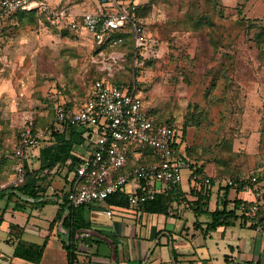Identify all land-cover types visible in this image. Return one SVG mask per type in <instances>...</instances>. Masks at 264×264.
Here are the masks:
<instances>
[{
	"label": "rangeland",
	"instance_id": "rangeland-1",
	"mask_svg": "<svg viewBox=\"0 0 264 264\" xmlns=\"http://www.w3.org/2000/svg\"><path fill=\"white\" fill-rule=\"evenodd\" d=\"M152 10L143 17L142 46L129 38L110 49L95 48L89 34L57 31L40 10L13 13L0 44L1 184L13 178L23 126L49 124L60 96L80 104L104 71L118 83H135V95L160 123L187 124L181 149L212 177L258 176L264 220V0H157ZM61 173L44 180L49 197L64 192ZM86 206L94 223L109 220L103 202ZM41 210L51 216L56 206Z\"/></svg>",
	"mask_w": 264,
	"mask_h": 264
},
{
	"label": "built area",
	"instance_id": "built-area-1",
	"mask_svg": "<svg viewBox=\"0 0 264 264\" xmlns=\"http://www.w3.org/2000/svg\"><path fill=\"white\" fill-rule=\"evenodd\" d=\"M107 7L104 13L87 12L81 21L70 22V29H86L98 44L118 30L131 29L135 47L145 42V27L137 16L139 4L133 1L100 0ZM40 10L52 24L65 17L63 11L50 6L46 0H0V16L3 12ZM118 38L113 44L121 42ZM56 120L68 128H83L86 141L80 143L74 154L80 157L78 165L72 159L66 161L71 169L68 200L73 206L96 201L105 204L104 212L112 216L108 199L124 192L131 206H138L157 194L172 190L179 192L184 171L189 170L193 183L233 185L231 177H212L206 173L192 172L191 161L182 151L180 133L164 123L156 121L135 95V83L122 84L109 79L95 80L85 102L75 108L61 102L56 105ZM50 134L48 128L35 131L25 125L21 129L14 149L17 163L14 165L10 185H18L25 179L24 157L28 150L37 149L43 138ZM152 149V153L144 150ZM130 185V190L126 186ZM242 191L253 196L248 212L250 223L264 231L258 210L263 196L262 185L256 176L245 180Z\"/></svg>",
	"mask_w": 264,
	"mask_h": 264
},
{
	"label": "crops",
	"instance_id": "crops-1",
	"mask_svg": "<svg viewBox=\"0 0 264 264\" xmlns=\"http://www.w3.org/2000/svg\"><path fill=\"white\" fill-rule=\"evenodd\" d=\"M48 4L65 13V17L58 24L56 30L70 29V22L81 21L82 15L87 12L104 13L107 7L100 0H46ZM133 1L138 4L149 0H119ZM152 10V9H151ZM154 10L150 11L153 15ZM14 12H3L0 16V44L4 30L10 24ZM46 21L47 18H44ZM49 21V20H47ZM41 23V21H40ZM43 23V22H42ZM49 23L52 24L50 21ZM42 29L46 28L43 27ZM48 28V27H47ZM44 31H46L44 29ZM77 34L91 35L82 26ZM92 36V35H91ZM68 103L64 96H60L58 103ZM146 106V105H145ZM18 143V138L16 145ZM15 145V146H16ZM39 148L28 150L24 160L38 168ZM14 157V154H13ZM206 174H210L205 168ZM62 178L57 180L60 189L69 190L71 178L66 176V170L61 173ZM14 175V172H13ZM53 178V174L49 176ZM187 189L181 184L179 191L189 192L192 187L190 173L186 179ZM54 182V181H53ZM218 185L212 190L209 208L213 210L218 197ZM1 184L0 189L5 188ZM52 188V187H51ZM171 191V190H168ZM50 193L47 189L46 194ZM61 193V192H60ZM234 188L230 189L229 198L235 197L253 200L252 194L246 192L240 195ZM0 206V264H68L67 251L62 241L68 242V232L61 229V222L54 221L55 215L42 217L40 212L44 206H27L24 210L14 209L15 199ZM192 199V196H188ZM262 204V201L260 205ZM108 221L94 223L84 233L89 236L90 244H80L77 257L73 264H264V231L257 230L249 222L236 220L234 225L219 226L208 230L207 223L210 216L196 215L194 207L186 203L174 202L169 208V214L145 212L135 206L118 207L113 209V215H107ZM44 218L40 220V218ZM18 225L11 228V225ZM12 230V232H11ZM20 236V237H19ZM47 238V245L39 263L26 261L13 256L19 239L36 244H42Z\"/></svg>",
	"mask_w": 264,
	"mask_h": 264
},
{
	"label": "trees",
	"instance_id": "trees-1",
	"mask_svg": "<svg viewBox=\"0 0 264 264\" xmlns=\"http://www.w3.org/2000/svg\"><path fill=\"white\" fill-rule=\"evenodd\" d=\"M156 1L157 0H149L147 3L139 4L137 16L140 18L142 23L143 17L151 11ZM18 11L32 12L27 10H17L15 12ZM261 30L264 32V26L261 27ZM118 38H121L122 41L118 42L117 44H113V41L117 40ZM129 38L134 41L131 29L118 30L107 36L103 43L98 44L96 42L94 47L99 49L115 48L125 43V41ZM104 73V71L97 72L95 78L92 79L90 83L88 91L95 80L109 79L112 82H117L112 80V78L107 76L105 77ZM87 96L80 102V104L74 105L72 103H65V105L69 108L79 107L85 102ZM56 105L54 106L53 119L49 124L44 125L43 128H38V126H36L32 121H29L26 124L31 126L35 131H39L44 128H48L50 130L49 136L47 138H43L38 147V168L32 167L27 160H24V181L18 185H9L0 189V197L4 198L6 195H8V202L11 201L13 197L16 198L14 209L21 211L27 206L57 204L58 210L54 221H60L63 228L68 232V242L63 240L62 245L67 251L68 264H73L77 257L79 245L87 243L90 244L91 238L87 235H84V233H86V231L91 228V221L87 216L89 208L86 206L87 204L76 207L70 204L68 200V191L65 189L61 194H58L54 197H49L48 194H46L47 186H44V180L48 176L61 173L64 170H66V176H69L72 168L67 167L66 161L68 159H72L73 165L76 166L79 164L80 157L74 154V150L80 143L85 142L86 138L84 136L83 128H68L65 124L57 122ZM163 123L173 127L177 133H180L181 142L179 143V146L184 144L187 124L184 123L183 125H179L168 120ZM186 149L187 146H185V150ZM191 170L192 172L196 171L199 173H206L204 164L197 165L196 162L193 163L192 161ZM251 177L252 176H236L233 178L235 180L233 185H218V197L216 206L213 210H210L209 205L213 193L212 190L215 185L214 182L210 184H205L204 182L193 183L189 192L179 191L178 193H175L172 190L166 191L157 194L155 198L135 207H138L145 212L169 214V208L174 202L186 203L189 206L194 207V212L196 215L207 214L210 216V221L207 223L208 230L216 229L219 226L234 225L235 221L239 219H242L244 222H249L250 218L248 216V212L250 211L253 201L239 198L238 196L232 200L229 198V192L232 188H234L237 193L241 192L243 182ZM256 177L258 178V176ZM258 180L260 181L259 178ZM189 195L193 198H188ZM108 203L114 208L131 206L128 195L124 192L114 194L108 199ZM258 218L260 224L264 226V220L262 214L260 213V207L258 210ZM2 221L3 219L1 216L0 224ZM252 226L255 227L253 224ZM16 227H18V225H11V228L13 229ZM46 245L47 238L42 244H36L19 239L15 246L13 256L22 258L29 262L39 263L43 257Z\"/></svg>",
	"mask_w": 264,
	"mask_h": 264
}]
</instances>
